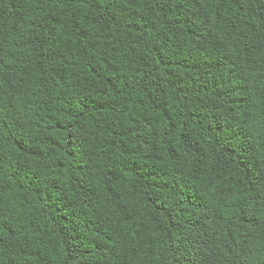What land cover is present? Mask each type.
Here are the masks:
<instances>
[{
	"label": "trees",
	"instance_id": "16d2710c",
	"mask_svg": "<svg viewBox=\"0 0 264 264\" xmlns=\"http://www.w3.org/2000/svg\"><path fill=\"white\" fill-rule=\"evenodd\" d=\"M0 264H264V0H0Z\"/></svg>",
	"mask_w": 264,
	"mask_h": 264
}]
</instances>
